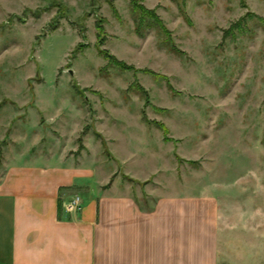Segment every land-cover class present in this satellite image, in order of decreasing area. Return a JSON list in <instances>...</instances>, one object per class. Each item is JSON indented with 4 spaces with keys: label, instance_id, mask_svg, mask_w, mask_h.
Masks as SVG:
<instances>
[{
    "label": "rangeland",
    "instance_id": "1",
    "mask_svg": "<svg viewBox=\"0 0 264 264\" xmlns=\"http://www.w3.org/2000/svg\"><path fill=\"white\" fill-rule=\"evenodd\" d=\"M2 138L0 166L113 150L142 205L242 186L264 216V0H0Z\"/></svg>",
    "mask_w": 264,
    "mask_h": 264
},
{
    "label": "crops",
    "instance_id": "2",
    "mask_svg": "<svg viewBox=\"0 0 264 264\" xmlns=\"http://www.w3.org/2000/svg\"><path fill=\"white\" fill-rule=\"evenodd\" d=\"M110 151L112 159L88 148L2 162L0 264H225L229 245L237 260L264 251V216L247 204L259 196L239 186L243 202L213 185L163 190L152 206L142 205L150 189L140 185L139 194L114 165L128 156ZM232 233L246 240L230 244Z\"/></svg>",
    "mask_w": 264,
    "mask_h": 264
},
{
    "label": "built area",
    "instance_id": "3",
    "mask_svg": "<svg viewBox=\"0 0 264 264\" xmlns=\"http://www.w3.org/2000/svg\"><path fill=\"white\" fill-rule=\"evenodd\" d=\"M78 205H79V198H77L76 200H73V201L69 204V209L77 208Z\"/></svg>",
    "mask_w": 264,
    "mask_h": 264
},
{
    "label": "trees",
    "instance_id": "4",
    "mask_svg": "<svg viewBox=\"0 0 264 264\" xmlns=\"http://www.w3.org/2000/svg\"><path fill=\"white\" fill-rule=\"evenodd\" d=\"M62 207H61V203H59V217H62V213H61Z\"/></svg>",
    "mask_w": 264,
    "mask_h": 264
},
{
    "label": "water",
    "instance_id": "5",
    "mask_svg": "<svg viewBox=\"0 0 264 264\" xmlns=\"http://www.w3.org/2000/svg\"><path fill=\"white\" fill-rule=\"evenodd\" d=\"M72 73V72H71Z\"/></svg>",
    "mask_w": 264,
    "mask_h": 264
}]
</instances>
